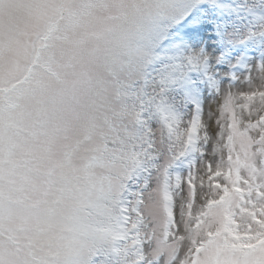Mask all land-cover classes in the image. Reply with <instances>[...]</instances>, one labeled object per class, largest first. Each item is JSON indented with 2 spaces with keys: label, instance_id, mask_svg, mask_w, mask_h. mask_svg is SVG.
Returning <instances> with one entry per match:
<instances>
[{
  "label": "snow or ice",
  "instance_id": "obj_1",
  "mask_svg": "<svg viewBox=\"0 0 264 264\" xmlns=\"http://www.w3.org/2000/svg\"><path fill=\"white\" fill-rule=\"evenodd\" d=\"M0 264H264V0H0Z\"/></svg>",
  "mask_w": 264,
  "mask_h": 264
}]
</instances>
